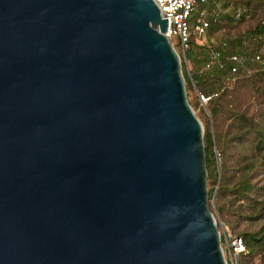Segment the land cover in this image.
<instances>
[{"label": "water", "instance_id": "95a60500", "mask_svg": "<svg viewBox=\"0 0 264 264\" xmlns=\"http://www.w3.org/2000/svg\"><path fill=\"white\" fill-rule=\"evenodd\" d=\"M166 28L154 0H0V264H227Z\"/></svg>", "mask_w": 264, "mask_h": 264}, {"label": "trees", "instance_id": "16d2710c", "mask_svg": "<svg viewBox=\"0 0 264 264\" xmlns=\"http://www.w3.org/2000/svg\"><path fill=\"white\" fill-rule=\"evenodd\" d=\"M215 2L216 0L213 2L208 0L205 3L209 8V14L206 15L210 20L206 30L208 37L213 36L212 34L223 27L222 18L224 15L228 16L227 6H232L231 11H234L238 6L248 9L237 22L243 21L249 15L250 8L255 10V8L261 7L264 9V0H226L223 3L225 9H221L216 16H213L211 9L215 7ZM254 14L252 13V15ZM263 18L264 10L256 18L255 24L247 31L245 30L231 39L227 38L232 48L236 51H242L245 47L242 43L243 36L258 29ZM196 35L195 32L191 33L189 44ZM177 45L179 46V44ZM185 53L186 57L193 61V67L188 70L189 73L186 71L184 61L181 62L186 88L191 87L193 81L202 92L209 96L205 104L214 124L213 133L207 113L201 110L199 116L204 123L203 141L209 192L210 194L213 193L215 184L219 180L216 191L217 204H220L218 210H222L227 204L226 200L218 202V199L228 193L230 198L228 203L236 204L235 209L231 212L240 214L246 217L248 221L257 224L253 228H244L235 232L241 236L244 243V250L238 254V264H244L242 258L246 259L247 257H257L258 264H264V89L260 86L255 95L251 93L249 102H245L237 90L238 82L247 80L245 78L263 79L264 70L243 76L241 78L243 80L237 79L233 89H228L227 86H220L225 71L213 70L202 75L204 72L202 67L207 54L205 43L200 44L199 50L192 55L188 50ZM189 102L195 108L200 103L197 94H195V100L193 102L189 100ZM256 102L258 106L254 104ZM229 145L236 147L237 155L233 156L234 160L229 157L231 161H235L233 167H229L227 163V155L234 154V149L232 151L227 150ZM215 146L218 149L220 159L219 178ZM258 179L259 182L255 183V180ZM209 181H211V185ZM231 199L234 200V203ZM237 210L241 212H237ZM242 212L244 213L241 214Z\"/></svg>", "mask_w": 264, "mask_h": 264}, {"label": "built area", "instance_id": "2783aa9c", "mask_svg": "<svg viewBox=\"0 0 264 264\" xmlns=\"http://www.w3.org/2000/svg\"><path fill=\"white\" fill-rule=\"evenodd\" d=\"M207 1L208 0H154L162 16L167 19L165 34L168 36L173 46L175 43L179 44L183 49L185 58V50L188 47L191 33L195 32L202 37L206 35L207 26L210 22L206 17V11L196 18L193 23L189 18L193 9L200 4L207 3ZM221 9L223 8L220 1H216L215 9H212L211 13L213 16H216ZM245 10L246 8L243 6L236 7L232 14L233 18L239 20ZM242 41L245 47L242 51H236L225 38H219L218 40H203V43L207 46V54L202 70H204V72L222 70L225 71L227 78L245 74L251 70H264V18L260 21L258 29L243 36ZM196 92L200 103L204 104L209 96L199 88L196 89ZM220 243L223 253V245L225 244L231 264H236L238 254L244 250V243L241 236L231 231L224 230L222 233L220 232ZM226 262L228 264L227 259Z\"/></svg>", "mask_w": 264, "mask_h": 264}, {"label": "rangeland", "instance_id": "374dc122", "mask_svg": "<svg viewBox=\"0 0 264 264\" xmlns=\"http://www.w3.org/2000/svg\"><path fill=\"white\" fill-rule=\"evenodd\" d=\"M216 1H218V0H216ZM225 1L226 0H220L221 6L223 9H225L223 7V3H225ZM210 2H213V0H210ZM231 8H232V6L226 7V9H227L226 12L228 13V16L224 15V17L222 18L224 24H223V27L221 28V30L212 34L213 36H211V37H208V35L206 34L205 37L196 35L193 38L192 42L189 44V47L186 48V50H188L191 53V55H192V53H195L196 51L199 50L200 44H203V40H207V39L218 40L219 38H225V39L230 38L231 39L232 37H235L236 35L240 34L241 32H243L245 30L247 31V29H249L251 26H253L255 24V22L257 21L256 18H258L263 13V10H264L261 7L257 8V9L255 8V10H254V8H250L248 11L249 15H247L243 21L237 22V20H235L232 16L233 10L231 11ZM212 9H215V7H212ZM205 11H206V15H208L209 14L208 6L206 4H200L195 9L192 10L190 18H189L190 21L193 23L194 20L196 18H198L201 14H204ZM252 13H255V14L252 15ZM174 47L176 48L177 52L179 53L180 62L184 61L185 65H186V71H187V73H189L188 70H190L193 67L192 59L187 58V57L185 58L184 54H183V49L180 48L176 43L174 44ZM181 70H182V74H183L182 65H181ZM255 71H258V70H254V71L251 70L250 72H247L245 74H239L236 76H232L231 78H227L226 74H225L222 77V82H221L220 86L224 85V86H227L228 89H233L232 87L234 86V83L237 79L240 78V80H243V79H241L243 76H249ZM204 73L206 74V72H203L202 75H204ZM245 79H247V80L238 82L239 87L237 88V90H238L239 94L241 95V98L245 102H249V100H250L249 95L251 93H253L255 95L259 91L260 86H261V88L264 89V78L260 79V80H258L256 78H252V77L251 78H245ZM184 80H185V78H184ZM185 88H186V82H185ZM197 88H198V86L193 81H192L191 87L186 88V95L188 93V95H187L188 101L190 100L191 102H193L195 100V94H197V92H196ZM254 104L258 106L257 102ZM193 109H194V111H195V113L199 119H200L199 114H200L201 110H204L207 113V117L209 118V125H210V127L214 133V124L211 121V118L209 116V112H208L206 104L205 103L204 104L199 103L197 106H195V108L193 107ZM200 121L202 123L203 130H204V123L201 119H200ZM233 149H234V151H233L234 154L233 155H227L228 156L227 157V163H228L229 167H233L235 165V163H234L235 161L233 162V160H234L233 156L237 155V153L235 151L236 147H234L232 145H229L227 147V150L232 151ZM215 151L217 154V166H218V173H219L218 178H219L220 177V169H219L220 168V166H219L220 165V159L218 157V149L216 146H215ZM229 157H232L233 160L231 161V159ZM218 181L219 180H217V182L215 184L213 193L210 194L208 180H207V174H206V186L208 189V197H207L208 206L211 209L212 214L216 220V225H217L218 230L221 233L224 230L231 231L232 233H235V232H239L240 230H242L244 228H253V227L257 226L256 223H252V222L248 221V219L246 217H244L240 214H237V213L234 214L231 212L233 209H235L236 204H229L228 203V200L230 199L228 197L229 196L228 193L222 195L221 199L220 198L218 199V202H222L223 200H226V202H227V204H225V207L222 210H220V211L218 210V205H220V204H217V200H216V191H217ZM258 182H259V179L257 181L255 180V183H258ZM209 183L211 185V181H209ZM231 201L234 203V200L231 199ZM237 212H241V211L237 210ZM243 213L244 212H242L241 214H243ZM235 234H238V233H235ZM223 246H224L223 248H224L225 257H226V259H228L229 264H231V261L229 259L230 257H229L228 252H227V248H226L225 244ZM238 258H239V255L237 256V263L236 264H238ZM242 262L244 264H258V258L257 257H249V258L247 257L246 259L242 258Z\"/></svg>", "mask_w": 264, "mask_h": 264}]
</instances>
